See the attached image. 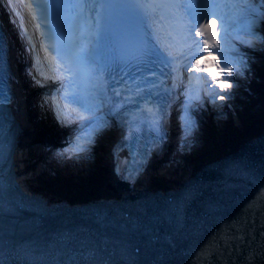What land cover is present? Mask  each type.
<instances>
[{
    "label": "water",
    "instance_id": "water-1",
    "mask_svg": "<svg viewBox=\"0 0 264 264\" xmlns=\"http://www.w3.org/2000/svg\"><path fill=\"white\" fill-rule=\"evenodd\" d=\"M150 196L56 219L4 201L0 264H264V132Z\"/></svg>",
    "mask_w": 264,
    "mask_h": 264
},
{
    "label": "snow or ice",
    "instance_id": "snow-or-ice-1",
    "mask_svg": "<svg viewBox=\"0 0 264 264\" xmlns=\"http://www.w3.org/2000/svg\"><path fill=\"white\" fill-rule=\"evenodd\" d=\"M222 6L234 9L238 19L264 20V0H228L227 5L222 0H196L195 3L191 0H35V3L29 0L27 23L34 30H40L39 52L33 43L35 32L29 33L25 17L16 13L19 19L14 23L21 38L28 43L29 51L36 52V63H41L40 52H43L47 69L59 73V76L46 78L68 80L72 85L77 76L102 81L107 73L111 79L114 70L129 64L143 66L159 62L171 76L178 70V57L185 61L182 70L187 72L193 60L199 65L197 56L212 54L204 52L207 39H196L197 36H207V29L214 23L211 17L218 16L223 21L222 30L227 43L229 18L216 11ZM42 25L46 26V31ZM177 38L182 49L179 52L173 43ZM2 39L0 37V41ZM259 39L264 41V36ZM226 72L232 77L231 67ZM65 73L69 75L65 76ZM219 86L221 91L232 87L226 80L219 82ZM95 87L96 93L103 96L102 84ZM69 95L73 102L83 104L79 94L66 91L65 96ZM209 95L218 93L210 92ZM219 99L224 100L225 96L221 95ZM3 102H9L6 91L0 94V103ZM83 106L87 108L86 104ZM57 115L62 120L65 118L63 111ZM79 119L88 120L90 117L79 116ZM182 127L187 133V142L194 124L188 121ZM76 139L77 144L71 149L73 153L86 152L88 149L84 144L93 142L82 143L79 137Z\"/></svg>",
    "mask_w": 264,
    "mask_h": 264
},
{
    "label": "trees",
    "instance_id": "trees-1",
    "mask_svg": "<svg viewBox=\"0 0 264 264\" xmlns=\"http://www.w3.org/2000/svg\"><path fill=\"white\" fill-rule=\"evenodd\" d=\"M255 72H256V70H254ZM260 90L262 91V93H263V96H264V74H262L261 75V77H260ZM256 80H258L257 78H256ZM259 81V80H258ZM252 118V117H251ZM250 119V117H247V119H243V123H245L246 124V130H248V132H252V133H256L257 132V130L258 129H256V126L257 127H259V129L262 127V126H264V115H263V119H261V121L259 122V123H254V120H253V118H252V121H250L249 120ZM249 120V121H248ZM252 126V128H250ZM231 137L233 138V139H231L232 141H230L228 144H226V145H230V144H233V143H235L236 141H238V139L237 138H235V137H237V136H239L240 135V133H239V130H236V129H232L231 130ZM229 135V134H228ZM230 136V135H229ZM222 148H223V146L222 147H220V148H218L217 146H215L214 148H211V149H209L208 151H205V153L206 154H208V157H210V156H212V157H214L215 155H219V151H221L222 150ZM223 151H225L224 149H223Z\"/></svg>",
    "mask_w": 264,
    "mask_h": 264
},
{
    "label": "bare ground",
    "instance_id": "bare-ground-1",
    "mask_svg": "<svg viewBox=\"0 0 264 264\" xmlns=\"http://www.w3.org/2000/svg\"><path fill=\"white\" fill-rule=\"evenodd\" d=\"M243 25V29L245 30V28L248 26V25H251V26H254V27H257V28H259V29H263L264 30V20H261V19H256V20H252V19H249V20H244V19H240V25L238 26L237 25V27L238 28H240L242 25ZM238 32H240V31H238ZM237 32V33H238ZM237 33H234V34H237ZM243 33V32H242ZM240 35H242V34H240ZM236 38H238L239 36H235ZM229 44V43H228ZM228 44H227V47H229L228 46ZM13 113H14V115H15V117H14V115H13ZM12 113V115H13V117H11V118H13V120H14V122H16V123H18L19 121V119H17V115H16V113L15 112H13ZM20 123V122H19Z\"/></svg>",
    "mask_w": 264,
    "mask_h": 264
},
{
    "label": "rangeland",
    "instance_id": "rangeland-1",
    "mask_svg": "<svg viewBox=\"0 0 264 264\" xmlns=\"http://www.w3.org/2000/svg\"><path fill=\"white\" fill-rule=\"evenodd\" d=\"M259 31L261 32L262 35H264V30L263 29L262 30L260 29Z\"/></svg>",
    "mask_w": 264,
    "mask_h": 264
}]
</instances>
